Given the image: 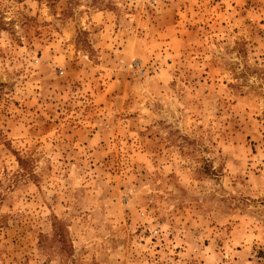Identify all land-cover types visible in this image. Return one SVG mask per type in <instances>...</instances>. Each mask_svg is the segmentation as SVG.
I'll use <instances>...</instances> for the list:
<instances>
[{"label": "rangeland", "instance_id": "374dc122", "mask_svg": "<svg viewBox=\"0 0 264 264\" xmlns=\"http://www.w3.org/2000/svg\"><path fill=\"white\" fill-rule=\"evenodd\" d=\"M0 264H264V0H0Z\"/></svg>", "mask_w": 264, "mask_h": 264}]
</instances>
